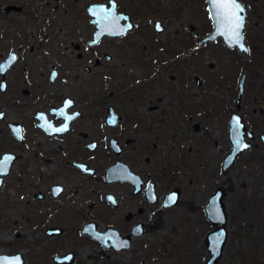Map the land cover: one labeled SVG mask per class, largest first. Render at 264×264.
<instances>
[{
	"label": "flooded vegetation",
	"instance_id": "flooded-vegetation-1",
	"mask_svg": "<svg viewBox=\"0 0 264 264\" xmlns=\"http://www.w3.org/2000/svg\"><path fill=\"white\" fill-rule=\"evenodd\" d=\"M205 2L206 32L199 35L195 0H0V198L10 196L0 212L14 218L9 226L19 230L18 240L22 228L41 232L35 246L45 243V264H82V247L95 260L124 252L143 257L150 235L181 205H194L183 197L182 180L194 164L182 152L175 159L172 150L189 142L201 164L213 148L211 114L209 107L186 108L185 94L152 91L165 64L161 53L186 70L173 78L218 90L229 143L232 115L241 116L251 146L232 167L245 156L246 168L261 171L264 0H238L247 51L230 31L228 38L215 34ZM216 42L218 53L199 57ZM246 102L255 105L250 110ZM180 122L188 132L178 129ZM232 148L221 162L227 178L232 167L225 172L223 163ZM170 194L177 198L168 206ZM247 205L242 199L243 216ZM101 234L106 242L95 237ZM69 239L72 246L60 247ZM17 253L26 261L23 251L0 254ZM68 253L72 263L55 261Z\"/></svg>",
	"mask_w": 264,
	"mask_h": 264
},
{
	"label": "rangeland",
	"instance_id": "rangeland-1",
	"mask_svg": "<svg viewBox=\"0 0 264 264\" xmlns=\"http://www.w3.org/2000/svg\"><path fill=\"white\" fill-rule=\"evenodd\" d=\"M195 2H197L195 10L198 12L197 26L199 35H202L206 32V2L205 0H195ZM221 48L222 44L216 42L205 50H201L199 57L205 58L206 52L209 51L218 53ZM153 55L155 54L153 53ZM160 55L161 61H164L165 64L163 63L157 70L160 80L159 84L153 85L152 91L172 95L176 93L185 94L186 108L200 110L201 107H204L201 110L204 111L209 107L207 112L211 114L209 124L212 127V132L208 135L213 139V148L208 151V156L206 154L201 156V164L198 163L200 159L197 160L195 157V152L200 155V150H194L190 154L188 152L189 142L186 143L185 147L182 145L172 150L175 159L180 152L192 159L191 163L194 164V167L191 173L182 175V180L185 182L186 189L183 197L184 199H194V205L191 207L181 205L172 214L166 226L150 235L149 242L145 245L143 257L137 254L133 259L128 256V252H124L112 256H103L101 260L89 259L87 255L90 252L85 247H82L78 256L83 260L82 264H206L210 256V251L206 246V236L216 226L207 218L205 205L210 195L219 186L225 184L227 189L224 201L227 205L228 214L226 225L228 238L218 264H264V158L261 160V171L257 168L259 172L257 173V170H249L245 167L244 160L246 158L244 156L230 169L227 178V174L221 170V162L223 155L230 150L232 144L227 139V116L222 117L216 109V107L220 109L218 90L214 89L215 93L211 94L207 86L200 88L183 79H175L178 76L173 78V73H184L186 70L183 68L178 70L176 60L172 59L171 55L162 53ZM228 58L229 55L226 53L225 60ZM202 71H205L204 67ZM137 73L138 70L134 71L135 75H138ZM154 77H157V73H154ZM181 77L183 78V75ZM206 94L212 95V106L206 104ZM229 104L232 106L235 104L231 101V95ZM253 104L255 105V103L246 102L245 108L249 106L251 110ZM201 114L199 113L197 118H201ZM187 116H192V114ZM177 127L184 133L188 132L183 128L181 122L177 124ZM221 137L227 141L223 149L221 146L224 145V141ZM218 139L220 146L216 145ZM261 149L263 147L259 148L260 152ZM206 157H208L207 161L205 160ZM188 174H190V178L187 176ZM9 197L7 194L4 199L0 198V206L3 200L9 202ZM242 199H246L249 204L247 205L248 212L244 216V210L240 207ZM13 219L12 217L9 220L5 219L0 212V253L23 251L27 264H45L44 256L47 253L42 248L45 243H42L41 247L35 246L38 239L42 240L41 232L39 231L37 235L32 236L33 231L31 229L22 228L20 232L23 234V238L18 240L16 233L19 230L9 226ZM70 246H72L70 239L60 244V247L64 248Z\"/></svg>",
	"mask_w": 264,
	"mask_h": 264
},
{
	"label": "water",
	"instance_id": "water-1",
	"mask_svg": "<svg viewBox=\"0 0 264 264\" xmlns=\"http://www.w3.org/2000/svg\"><path fill=\"white\" fill-rule=\"evenodd\" d=\"M209 2H210V10L215 21V34H224L228 38V35L226 33H228L230 29L227 26L217 25L216 22L217 9L213 6L212 0H209ZM240 15L244 17V24H245V8H244V12L240 13ZM230 36L231 35H229V37ZM237 118L239 119V124H237ZM245 133H246V126L243 122V119L239 114H233L230 121V137H231V143L233 144V148L232 151L224 159L223 171L225 172L228 171L235 163L237 157L244 150L248 149L251 146V143L245 139ZM243 145H247V147H244ZM172 197L176 199L177 195L176 194L168 195L167 198V201L169 199V202L167 203L168 206H170L171 204H173V202H175L172 200ZM224 197H225V190L222 187H219L210 196L208 202L205 205L207 218L213 223V225L216 226V228L210 231L206 237V246L210 251V256L207 259L206 264H218L219 260L222 257L224 246L228 238V229L226 226L228 222V214H227V205L224 201ZM103 235L104 234L95 235V237L103 242H106L107 239L103 237ZM17 257L19 258V260H17ZM0 258H7V264H26L24 255L22 253H17L13 255L0 254ZM72 260H73V253L55 256V261L57 263H72L73 262Z\"/></svg>",
	"mask_w": 264,
	"mask_h": 264
},
{
	"label": "snow or ice",
	"instance_id": "snow-or-ice-1",
	"mask_svg": "<svg viewBox=\"0 0 264 264\" xmlns=\"http://www.w3.org/2000/svg\"><path fill=\"white\" fill-rule=\"evenodd\" d=\"M213 6L217 9L216 13V22L218 26H227L230 29V34L236 44H238L242 50L247 51L243 45V35L242 29L244 26V17L240 13L244 12V8L238 3V0H212ZM128 28H131L132 25H127ZM16 57L13 55L11 61H15ZM11 61L9 63H11ZM3 70V69H0ZM71 101H68L67 104H71ZM71 119V117H69ZM237 124H239V119L237 118ZM65 128L55 129V131H64ZM19 132V130H16ZM247 147V145H243ZM7 159H11L10 157ZM57 191H60L57 189ZM174 198V197H173ZM17 260L19 258L17 257ZM0 264H7V258H0Z\"/></svg>",
	"mask_w": 264,
	"mask_h": 264
}]
</instances>
